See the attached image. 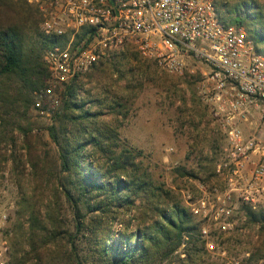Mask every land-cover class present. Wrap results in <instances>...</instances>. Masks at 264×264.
Instances as JSON below:
<instances>
[{
	"label": "rangeland",
	"instance_id": "374dc122",
	"mask_svg": "<svg viewBox=\"0 0 264 264\" xmlns=\"http://www.w3.org/2000/svg\"><path fill=\"white\" fill-rule=\"evenodd\" d=\"M257 1L264 12V0ZM18 4L34 7L25 0L6 1L3 4L6 8L0 7V27L24 25ZM30 30L34 33L32 37L42 34L39 22ZM191 69L195 68L189 67L183 75L170 74L130 45L81 76L77 85L81 101H86L85 108L99 113L100 122L116 131L120 145L117 150L126 146L140 152L137 162L142 161L150 177L173 192L192 214L194 223L199 224L201 264H264L262 225L250 223L246 218L235 231L217 235L213 239L216 250L210 251L200 236L201 223L191 212L202 197L201 188L214 187L216 164L225 144L203 98V74L197 69L192 73ZM48 82L49 72L43 85L33 92L29 109L24 110V133L15 132L16 145L6 143L0 148L4 157L0 171V213L8 215L0 232V246L5 243L8 250L0 264H55L56 260H61L60 264H73L76 259L91 264L96 257L94 226L88 221L82 232L75 228L74 205L66 199L61 186L66 183V173L61 171L59 150L50 133L54 125L60 129L57 116L65 109L67 85L54 88L57 103L47 101L42 109L36 107L37 94L48 87ZM68 187L74 198H79L80 192L71 184ZM23 199L33 202L38 218L48 224L46 234L33 236L30 213H20ZM131 220L129 213L115 219L109 229V240L120 241L121 234L136 230L137 221ZM98 236L103 237L101 230ZM186 250L184 241L162 264H181Z\"/></svg>",
	"mask_w": 264,
	"mask_h": 264
},
{
	"label": "built area",
	"instance_id": "2783aa9c",
	"mask_svg": "<svg viewBox=\"0 0 264 264\" xmlns=\"http://www.w3.org/2000/svg\"><path fill=\"white\" fill-rule=\"evenodd\" d=\"M51 42L43 62L48 87L36 107L57 103L54 88L69 85L127 46L170 74L189 67L204 77L203 98L225 144L216 183L201 188L191 208L210 251L213 239L235 231L247 209H264V55L243 27L221 22L213 0H25ZM191 69L194 73L196 70ZM8 215L0 213L1 228ZM0 246V262L7 254Z\"/></svg>",
	"mask_w": 264,
	"mask_h": 264
},
{
	"label": "trees",
	"instance_id": "16d2710c",
	"mask_svg": "<svg viewBox=\"0 0 264 264\" xmlns=\"http://www.w3.org/2000/svg\"><path fill=\"white\" fill-rule=\"evenodd\" d=\"M6 1L9 0H0V7L6 8L3 5ZM18 5L19 14L24 15V25L0 27V148L6 143L16 145L15 132L24 133V110L29 109L33 92L48 76L42 53L51 42L42 34L32 37L34 33L30 30L40 23L38 11L26 4ZM215 6L221 22L245 27L257 51L264 55L261 4L257 0H220ZM78 81L79 78L74 79L67 85L65 109L57 116L60 129L54 125L50 133L59 150L61 171L66 173V183L61 186L66 199L74 205L75 228L82 232L88 221L94 226L96 257L91 264H154L158 261L162 264L184 241H187L186 258L181 259V264L203 263L199 258L203 250L197 237L199 224L194 223L192 214L173 192L157 184L143 169L142 161L137 162L140 152L126 146L122 151L117 150L120 145L116 131L100 122L99 113L85 108ZM3 159L0 154V171ZM70 184L80 192L79 198H74ZM20 207L21 214L30 213L33 236L46 234L48 224L38 218L34 203L23 199ZM123 213H129L131 221H137L136 230L121 234L120 241H111V224ZM246 216L250 223L264 228V209L248 208ZM130 222L126 224L127 230ZM31 242L32 247H36L33 238ZM60 263L61 260L55 261V264ZM73 264L86 262L76 259Z\"/></svg>",
	"mask_w": 264,
	"mask_h": 264
}]
</instances>
